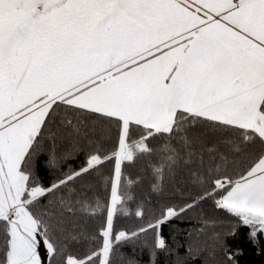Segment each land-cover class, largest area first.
Instances as JSON below:
<instances>
[{"label": "snow or ice", "instance_id": "snow-or-ice-1", "mask_svg": "<svg viewBox=\"0 0 264 264\" xmlns=\"http://www.w3.org/2000/svg\"><path fill=\"white\" fill-rule=\"evenodd\" d=\"M0 264H264V0H0Z\"/></svg>", "mask_w": 264, "mask_h": 264}]
</instances>
